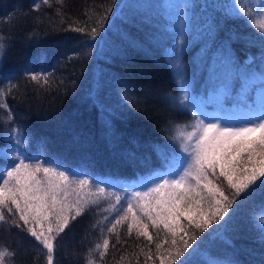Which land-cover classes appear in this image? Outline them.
I'll list each match as a JSON object with an SVG mask.
<instances>
[{
    "label": "trees",
    "instance_id": "trees-1",
    "mask_svg": "<svg viewBox=\"0 0 264 264\" xmlns=\"http://www.w3.org/2000/svg\"><path fill=\"white\" fill-rule=\"evenodd\" d=\"M34 2L0 0V33L6 38L0 87L17 86L3 98L14 125L4 123L7 112L0 109V148L18 126L29 158L94 182L85 194L98 199L99 208L71 222L54 255V264H86L88 248L101 238L93 225L117 215L109 207L115 204L113 193L125 197L121 204L130 199L139 214L132 193L182 166L186 155L172 137L176 125L193 123L198 104L203 115L220 121L233 102L244 111L264 105V96H258L264 87V37L239 13L250 5L255 11L260 0L239 5L237 0H65L62 17L43 6L32 12ZM109 5L96 41L66 31L72 21L88 20L85 12ZM237 70H246L247 78ZM37 73L50 84L41 88L27 79ZM181 82L189 94L186 109L173 102ZM211 95L220 99L219 106ZM10 163L0 156V169ZM97 185L106 193L96 194ZM261 203L259 195L238 201L228 222L204 233L185 264H264ZM126 227L117 229L126 243L110 249L106 264H144L141 249L148 251L147 241L135 230L128 236ZM158 235L163 240L166 233ZM0 246L16 252L14 264H47L46 250L19 230L0 229ZM93 259L97 264L98 257Z\"/></svg>",
    "mask_w": 264,
    "mask_h": 264
},
{
    "label": "snow or ice",
    "instance_id": "snow-or-ice-1",
    "mask_svg": "<svg viewBox=\"0 0 264 264\" xmlns=\"http://www.w3.org/2000/svg\"><path fill=\"white\" fill-rule=\"evenodd\" d=\"M42 6L54 9L58 17L64 15L65 0H36L30 10L38 13ZM111 10L109 5L91 14L85 12L88 20L72 21L66 31L96 41L104 31ZM239 13L264 37V23L258 22L264 21V0H260L255 11L250 5L247 9L240 7ZM5 39L0 33V60L6 53ZM237 71L247 78L246 70ZM27 79L41 88L50 84L48 76L38 73L29 74ZM179 87L181 94L173 102L186 109L189 94L183 82ZM16 88L12 83L6 88L0 87V109L6 110L4 123L8 125H14V116L3 98ZM192 115L193 123L176 125L172 137L186 155L182 166L149 180L145 190L132 193L139 214L130 199L121 204L125 197L113 193L115 204L109 207L117 215L111 220L105 215L106 224L97 221L93 225L100 229L101 238L94 247L88 248L86 264H94L93 257H98L97 264H106L110 249L126 243L117 231L125 223L128 236L135 230L136 237L147 241L148 251L141 249L146 257L144 264L156 258L160 264H185L187 255L195 251L194 246L203 234L214 225L218 228L226 224L242 199L261 197L260 223L264 224V107L250 111L243 122L236 124L206 122L196 111ZM4 139L7 147L0 148V156L11 163L0 169V229H16L33 238L42 246L41 251L46 250L47 264H54L57 242L71 222L91 211L93 206L99 208V200L85 194V189H91L94 182L61 170L46 160L29 158L23 151L27 139L18 126H12ZM95 193L105 194L106 189L97 185ZM116 205L121 207L117 209ZM150 228L157 230V235ZM160 231L166 233L163 240L159 238ZM109 236L115 239L110 240ZM15 256V251L0 246V264H14ZM123 259L121 256L120 260Z\"/></svg>",
    "mask_w": 264,
    "mask_h": 264
},
{
    "label": "rangeland",
    "instance_id": "rangeland-1",
    "mask_svg": "<svg viewBox=\"0 0 264 264\" xmlns=\"http://www.w3.org/2000/svg\"><path fill=\"white\" fill-rule=\"evenodd\" d=\"M263 91H262V93H260V94H258V96H264V89H262ZM208 99L210 100V99H214L216 102H215V104L217 105V106H219V104L221 103V101H220V99H218L217 97H215L214 95H211V96H209L208 97ZM244 101L246 102V103H249V100H247V99H245L244 98ZM201 105H203L202 103H200V104H198L197 106H196V108L198 109V111H199V116H200V118L201 119H204L206 122H208V121H210V120H218L221 124H227V123H232V124H236V123H240V122H243L244 121V119L246 118V116L248 115V113L250 112V111H254V109H249V110H247V111H244V109L243 108H240L241 106H235V104H234V102L231 104V107L229 108V109H231V111H230V113H227V114H225V116L224 117H222L221 118V121L219 120V118L218 117H215L214 115H211V114H205V115H203L202 113H201V111H203L204 110V107H201ZM262 107H264V105L262 106ZM223 109H225V106H224V108ZM201 110V111H200ZM205 111V110H204ZM203 111V112H204Z\"/></svg>",
    "mask_w": 264,
    "mask_h": 264
}]
</instances>
